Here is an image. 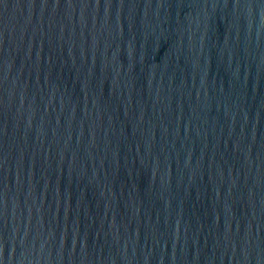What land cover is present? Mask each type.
Wrapping results in <instances>:
<instances>
[{
	"label": "water",
	"instance_id": "water-1",
	"mask_svg": "<svg viewBox=\"0 0 264 264\" xmlns=\"http://www.w3.org/2000/svg\"><path fill=\"white\" fill-rule=\"evenodd\" d=\"M0 264H264V0H0Z\"/></svg>",
	"mask_w": 264,
	"mask_h": 264
}]
</instances>
